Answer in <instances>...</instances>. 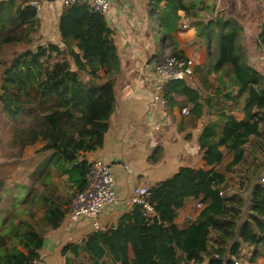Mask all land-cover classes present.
Listing matches in <instances>:
<instances>
[{"label": "trees", "instance_id": "16d2710c", "mask_svg": "<svg viewBox=\"0 0 264 264\" xmlns=\"http://www.w3.org/2000/svg\"><path fill=\"white\" fill-rule=\"evenodd\" d=\"M162 1L149 0L147 7L151 13L163 10L159 24L167 57L186 56L173 35L184 10L196 28L195 42H208L207 62L195 67L201 84L215 86L209 82L212 73L219 80L225 76L226 96L241 104L244 118L223 113L220 131L216 123H207L200 135L208 164L223 160L221 146L235 150L234 158L226 173L181 167L150 187L152 211L135 203L116 226L65 245V264H254L264 259V183L259 182L264 175V70L248 58L238 15L222 6L211 9L205 0H165L164 8ZM40 29L30 0H0V110L9 113L4 126L10 131L9 151L2 154L20 159L39 141L38 151L49 152L31 172L28 196L18 207L19 226L11 220L4 244L38 218L51 230L62 225L87 185L91 163L83 154L103 145L117 104L121 59L104 13L85 3L64 9L59 21L64 47L39 44ZM257 45L264 48V23ZM177 94L200 107L199 91L185 80L164 85L167 103ZM9 176L1 162L0 188L10 183ZM189 197L200 199L203 207L181 228L175 218ZM28 236L35 245L28 252L6 253L7 264H30L40 256L45 233L37 227ZM242 245L252 248L250 258Z\"/></svg>", "mask_w": 264, "mask_h": 264}, {"label": "crops", "instance_id": "0c3cea01", "mask_svg": "<svg viewBox=\"0 0 264 264\" xmlns=\"http://www.w3.org/2000/svg\"><path fill=\"white\" fill-rule=\"evenodd\" d=\"M148 1L111 0V8L106 14L107 24L121 59V73L115 87L117 104L109 119V129L105 133L103 145L83 154L90 163L100 160L111 164L117 200L105 207L97 216L99 228L94 227L91 218L73 220L70 216L71 210L59 228L51 230L42 218H38L26 223L22 231L18 230V235L9 237L8 243L4 244L5 230L11 220L15 226H19L18 207L29 193L26 187H11L9 183L0 188V264H7L6 253L28 252L35 245V241L28 236V231L37 227L46 235L44 245L39 250L44 263L65 264L66 256L62 254L65 245L80 242L97 229L116 226L120 217L132 210L135 203L130 202V197L135 186L152 187L173 176L183 166L196 170L215 169L219 172H227L235 150L221 146L224 153L223 160L210 165L203 157L204 150L200 146V135L207 123H216L220 131L226 121L223 113L234 114L237 119L244 118L241 104L226 96V93L230 92L227 77L222 76L219 80L216 73H212L209 75V82L214 83L215 86L203 85L196 69L195 78L185 81L199 91L201 97L197 101L200 107H195V102L185 94L172 96L170 103L165 101L161 104L155 101L153 91L157 80L153 67L157 58L155 55L164 58L170 51L158 47L151 29V17L155 15L159 21L163 10L149 12ZM205 1L208 5L209 0ZM227 1L234 3L233 0H216V5L218 2H224L226 5ZM241 1V3L247 2L248 6L252 3L251 0ZM256 2L263 11L264 0ZM165 5L166 1L163 0L162 8ZM55 7L54 4L44 3L40 29L43 41L40 44L54 42L64 47L59 29L62 10ZM179 14L177 28L173 31L178 49L194 59L195 67L205 64L208 58V42H195L197 31L192 19L185 15L184 10H179ZM261 15L258 19L254 17L252 27L248 24L249 21L245 22V16L250 18L249 13L241 14L243 21L239 20L245 27L243 46H247L248 58L251 63L264 66V48L257 45L263 26ZM183 18L188 22L187 27L182 25ZM253 57H257V60L252 61ZM101 73L104 71L102 70ZM224 80L227 83L221 86ZM186 109L189 113H185ZM40 153L34 168L49 155V152ZM228 154L229 159H227ZM155 156L157 158L153 159ZM199 203L201 200L195 197L185 200L175 218L178 226L183 228L196 219L203 207H200ZM242 246L243 251L248 249L245 255H252V248Z\"/></svg>", "mask_w": 264, "mask_h": 264}, {"label": "built area", "instance_id": "2783aa9c", "mask_svg": "<svg viewBox=\"0 0 264 264\" xmlns=\"http://www.w3.org/2000/svg\"><path fill=\"white\" fill-rule=\"evenodd\" d=\"M45 1V0H44ZM62 11L75 3H85L90 5L96 11H100L105 15L111 8V0H56ZM55 2V1H53ZM53 2H47L54 4ZM44 3L42 0H30L41 18L44 13ZM55 5V4H54ZM57 6V5H56ZM59 6V5H58ZM182 25L188 26L185 18L182 19ZM154 71L157 75V80L154 84V99L157 102L165 103L163 97V87L166 83L175 80H193L195 78V61L189 56H169L165 59H155L153 63ZM185 113H189L186 109ZM1 170V162H0ZM264 182V177L261 178ZM150 195V187L147 185H137L133 188V194L130 197L131 203H143L148 211L153 208L148 202ZM117 200V192L114 183V172L110 163L105 161L95 160L91 163V169L88 175L86 187L79 191L72 201V211L70 216L77 221L87 217L93 220L95 228H99L97 216L108 205L113 204ZM203 206V203H199ZM30 264H45L41 255L33 259ZM235 264H239L235 260Z\"/></svg>", "mask_w": 264, "mask_h": 264}, {"label": "rangeland", "instance_id": "374dc122", "mask_svg": "<svg viewBox=\"0 0 264 264\" xmlns=\"http://www.w3.org/2000/svg\"><path fill=\"white\" fill-rule=\"evenodd\" d=\"M43 2H49L47 0H42ZM231 1V0H230ZM252 3L251 5H247V2H243L241 0H233V2L235 3H231L229 1L226 2V5L224 4V2H218L217 6L220 7L221 9L224 7L226 8L227 5V9L226 11H228L229 13L232 14H236L238 15V19H241V14H250V18L245 16L246 21H249V25L252 27L253 26V22H254V17L256 19H258V17L261 15V18L263 20L264 23V9L263 11L260 10L258 4H257V0H251ZM55 5H57L55 8H58L59 10H62V8L60 7V4L55 1L53 2ZM216 5V0H209V6L213 7L214 5ZM59 5V6H58ZM226 7H225V6ZM254 5V6H253ZM223 8V10L225 11V9ZM230 10V11H229ZM203 15L204 16H209L208 11H203ZM243 21V20H242ZM151 29L154 33L155 36V40L158 44V47H163V41H162V32H161V28H160V24L158 21V17L153 15L151 17ZM250 34L252 33V31L249 32ZM249 34V35H250ZM42 36H40L38 43L40 44V42H42ZM264 61V60H263ZM255 63V62H254ZM259 67H262V69L264 70V66L263 65H259L258 63H256ZM9 117V113L5 112L3 110H0V128H1V133H0V137L2 138V142L3 144L0 145V162H4L5 163V168L8 169L10 171V177H9V182H10V186L11 187H17V186H24L26 187V189L28 187H30V185L32 184V177H31V171L35 166V161L36 158L41 154V151H38V149L41 148L42 146V142L39 141L37 142L35 145H31L28 146L24 152V155L22 156V158H7L5 157L2 152L3 151H9V145H6V141L8 140V138L10 137V131H9V126H4L5 123L7 122ZM4 144L6 146H4ZM227 159H229V154L227 155ZM226 159V161H227ZM224 163H226L224 161ZM264 176V175H263ZM262 176V177H263ZM260 183H264L261 181H259ZM247 247V246H246ZM248 249H245L243 252L244 254L247 252ZM251 254H246L247 258H250ZM90 264V263H88ZM241 264V263H240ZM254 264H264V259L260 258L256 263Z\"/></svg>", "mask_w": 264, "mask_h": 264}, {"label": "water", "instance_id": "95a60500", "mask_svg": "<svg viewBox=\"0 0 264 264\" xmlns=\"http://www.w3.org/2000/svg\"><path fill=\"white\" fill-rule=\"evenodd\" d=\"M47 1H49V2H53V1H56V0H47ZM251 60H252V61H256V60H257V57H253Z\"/></svg>", "mask_w": 264, "mask_h": 264}]
</instances>
